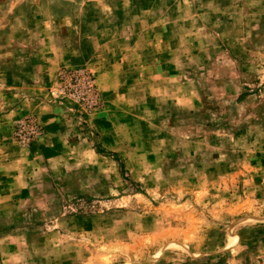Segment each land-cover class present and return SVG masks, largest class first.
Wrapping results in <instances>:
<instances>
[{"label": "rangeland", "instance_id": "rangeland-1", "mask_svg": "<svg viewBox=\"0 0 264 264\" xmlns=\"http://www.w3.org/2000/svg\"><path fill=\"white\" fill-rule=\"evenodd\" d=\"M52 67L0 264H264V0H0V115Z\"/></svg>", "mask_w": 264, "mask_h": 264}, {"label": "crops", "instance_id": "crops-1", "mask_svg": "<svg viewBox=\"0 0 264 264\" xmlns=\"http://www.w3.org/2000/svg\"><path fill=\"white\" fill-rule=\"evenodd\" d=\"M54 70L52 67L47 73H43L46 77L45 81L29 84L31 92H35V94L32 93L34 98L12 100L0 115L6 131L9 129L8 125L25 115H34L45 129L40 139L26 147L14 144L4 131V138L0 142L1 214H4V206L11 208L14 203L27 198V188L31 183L29 176L32 173L51 163H57L60 155L69 150V143L63 140L65 126L60 117V108L57 104L47 103L36 97V94H41L42 89L51 83L55 76ZM17 95L14 92L5 94L7 98H16Z\"/></svg>", "mask_w": 264, "mask_h": 264}, {"label": "built area", "instance_id": "built-area-1", "mask_svg": "<svg viewBox=\"0 0 264 264\" xmlns=\"http://www.w3.org/2000/svg\"><path fill=\"white\" fill-rule=\"evenodd\" d=\"M83 81V80H82ZM86 83V90L90 89V84ZM38 125L30 118L19 121L14 127L13 134L21 142H27L38 136Z\"/></svg>", "mask_w": 264, "mask_h": 264}, {"label": "trees", "instance_id": "trees-1", "mask_svg": "<svg viewBox=\"0 0 264 264\" xmlns=\"http://www.w3.org/2000/svg\"><path fill=\"white\" fill-rule=\"evenodd\" d=\"M109 156L111 158H113V159H116L117 163H118V159H117L115 153H110ZM118 164H119L120 171L122 172V174H124L125 173V169H124L123 165L120 162Z\"/></svg>", "mask_w": 264, "mask_h": 264}]
</instances>
